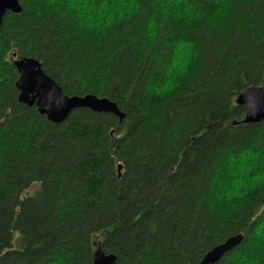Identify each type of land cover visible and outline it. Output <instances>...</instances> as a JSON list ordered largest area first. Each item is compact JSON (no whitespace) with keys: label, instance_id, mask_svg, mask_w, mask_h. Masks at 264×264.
I'll return each mask as SVG.
<instances>
[{"label":"trees","instance_id":"obj_1","mask_svg":"<svg viewBox=\"0 0 264 264\" xmlns=\"http://www.w3.org/2000/svg\"><path fill=\"white\" fill-rule=\"evenodd\" d=\"M19 1L21 14L8 13L0 29V264H55L62 255L93 264L99 249L115 264H198L237 235L242 248L264 221V189L231 201L216 193L231 184L243 149L264 153V121L242 123L236 104L247 88H264V0H229L214 33L206 27L214 0H190L205 19L161 20L162 38L148 47L146 24L161 19L154 0H137L138 12L103 34L82 28L88 11L67 0L54 10ZM185 38L201 49L191 75L168 100L147 97L149 78L163 79ZM25 58L66 96L115 102L125 121L81 109L49 122L18 102L13 63Z\"/></svg>","mask_w":264,"mask_h":264},{"label":"clouds","instance_id":"obj_2","mask_svg":"<svg viewBox=\"0 0 264 264\" xmlns=\"http://www.w3.org/2000/svg\"><path fill=\"white\" fill-rule=\"evenodd\" d=\"M59 0H41L43 7L54 10ZM71 8L88 11L87 16L81 17V27L89 31L103 34L118 23L130 18L138 12L137 0H100L99 6L94 7L96 0H67ZM217 11L207 18V29L214 33L223 28L229 19V0H214ZM154 7L160 9L161 19L156 16L149 18L144 35L147 45H155L163 33L161 20L164 23L171 18L175 22L200 23L205 19L200 7L190 0H154ZM174 53L168 63L163 65L164 77L161 80L149 78L145 85V95L149 98L168 100L182 87L185 78L191 75L192 69L201 58V49L196 42L187 38L181 39L174 45ZM264 153L255 150V146L243 149L238 159L231 161L232 181L230 185H221L217 197L224 201H231L242 197L254 189H264ZM256 172V175L249 174ZM214 203H210L209 212H215ZM55 264H73L71 256H58ZM222 264H264V223L255 230L248 242L242 247L233 250L222 258Z\"/></svg>","mask_w":264,"mask_h":264},{"label":"water","instance_id":"obj_3","mask_svg":"<svg viewBox=\"0 0 264 264\" xmlns=\"http://www.w3.org/2000/svg\"><path fill=\"white\" fill-rule=\"evenodd\" d=\"M7 12L20 14L22 6L19 0H0V28ZM14 65L19 73L16 83V88L19 91V103L37 107L38 112L46 116L49 122L61 124L73 111L80 109H89L98 114H111L118 118L120 124L126 118V114L110 99L94 95L65 96L58 84L43 72L41 64L33 58L16 60ZM236 103L245 107L246 117L243 121L245 124L264 121V89L249 88L239 95ZM242 241V235L227 239L210 250L199 264H218ZM116 261L115 255H105L100 249L93 257V264H115Z\"/></svg>","mask_w":264,"mask_h":264},{"label":"bare ground","instance_id":"obj_4","mask_svg":"<svg viewBox=\"0 0 264 264\" xmlns=\"http://www.w3.org/2000/svg\"><path fill=\"white\" fill-rule=\"evenodd\" d=\"M19 2H20V1H19ZM8 13L13 14V13H11V12H7V14H8ZM7 14H6V15H7ZM20 14H21V13H20ZM20 14H14V15H20ZM4 18H5V17H4ZM1 26H2V25H1ZM0 29H1V28H0ZM14 58H16V55H14ZM16 60H18V59H16ZM16 60H15V61H16ZM15 61H14V62H15ZM36 61H37V60H36ZM13 64H14V63H13ZM14 67H15V65H14ZM15 68H16V67H15ZM41 68H42V67H41ZM16 70H17V69H16ZM42 70H43V69H42ZM43 72H44V70H43ZM17 73H18V71H17ZM44 73H45V72H44ZM45 74H46V73H45ZM46 75H47V74H46ZM47 76H48V75H47ZM48 77H49V76H48ZM49 78H50V77H49ZM18 79H19V73H18ZM52 80H53V79H52ZM17 81H18V80H17ZM53 81H54V80H53ZM16 83H17V82H16ZM58 86H59V85H58ZM59 87H60V86H59ZM252 87H255V86H252ZM252 87H249V88H252ZM60 88H61V87H60ZM249 88H247V89H249ZM255 88H262V89H264L263 87H255ZM16 89H17V88H16ZM247 89H246V90H247ZM61 90H62V89H61ZM246 90H244V91H246ZM17 91H18V89H17ZM244 91H243V92H244ZM62 92H63V91H62ZM243 92H242V93H243ZM242 93H240L239 95H241ZM63 94H64V93H63ZM18 95H19V91H18ZM65 96H66V95H65ZM86 96H87V95H86ZM68 97H72V96H68ZM77 97H80V96H77ZM82 97H84V96H82ZM238 97H239V96H238ZM238 97H237V98H238ZM236 100H237V99H236ZM18 102H19V101H18ZM236 104H237V103H236ZM117 106H118V105H117ZM238 106H240V105H238ZM32 107H35V106H32ZM242 107L244 108V111H245V107H244V106H242ZM36 108H37V107H36ZM118 108H119V107H118ZM37 110H38V109H37ZM80 110H81V109H80ZM88 110H89V109H88ZM75 111H76V110H75ZM90 111H91V110H90ZM73 112H74V111H73ZM91 112H92V111H91ZM123 113H124V112H123ZM97 114H98V113H97ZM40 115H41V114H40ZM42 116H43V115H42ZM69 116H70V115H69ZM45 117H46V116H45ZM245 117H246V111H245ZM245 117H244V119H245ZM116 118H117V117H116ZM46 119H47V118H46ZM67 119H68V118H67ZM67 119H66V120H67ZM117 119H118V118H117ZM125 119H126V118H125ZM66 120H64V121H66ZM64 121H63V122H64ZM118 121H119V120H118ZM124 121H125V120H124ZM243 121H244V120H243ZM243 121H242V123H244ZM261 122H263V121H261ZM51 123H52V122H51ZM244 124H245V123H244ZM256 124H257V123H256ZM211 250H212V249H211ZM93 257H94V256H93ZM203 258H204V257H203ZM200 262H201V261H200ZM200 262H199V263H200ZM199 263H198V264H199Z\"/></svg>","mask_w":264,"mask_h":264},{"label":"rangeland","instance_id":"obj_5","mask_svg":"<svg viewBox=\"0 0 264 264\" xmlns=\"http://www.w3.org/2000/svg\"><path fill=\"white\" fill-rule=\"evenodd\" d=\"M261 223H264V221L261 222ZM18 239L19 240L21 239L20 233H15V235H14V241H13V244H14V247L15 248H18V242H19V241H17Z\"/></svg>","mask_w":264,"mask_h":264}]
</instances>
